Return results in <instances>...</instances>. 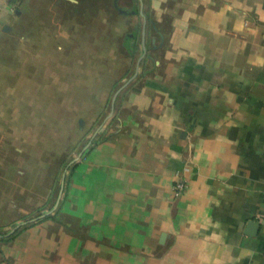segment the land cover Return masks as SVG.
Wrapping results in <instances>:
<instances>
[{
    "label": "crops",
    "instance_id": "0c3cea01",
    "mask_svg": "<svg viewBox=\"0 0 264 264\" xmlns=\"http://www.w3.org/2000/svg\"><path fill=\"white\" fill-rule=\"evenodd\" d=\"M146 1L137 73L83 83L101 101L56 216L0 264H264V0Z\"/></svg>",
    "mask_w": 264,
    "mask_h": 264
},
{
    "label": "rangeland",
    "instance_id": "374dc122",
    "mask_svg": "<svg viewBox=\"0 0 264 264\" xmlns=\"http://www.w3.org/2000/svg\"><path fill=\"white\" fill-rule=\"evenodd\" d=\"M120 5L144 14L120 12L113 0H9L2 9L0 232L60 205L65 167L86 144L78 140L96 114L87 106L101 101L83 83L108 87L137 70L142 50L130 52L126 35L137 32L141 42L148 4Z\"/></svg>",
    "mask_w": 264,
    "mask_h": 264
},
{
    "label": "trees",
    "instance_id": "16d2710c",
    "mask_svg": "<svg viewBox=\"0 0 264 264\" xmlns=\"http://www.w3.org/2000/svg\"><path fill=\"white\" fill-rule=\"evenodd\" d=\"M116 2L118 3V5H120L119 4V0H113V5H114V7L116 8V9H118L117 8V5H116ZM121 6V5H120ZM124 8H126V7H124ZM137 12L136 13H139V14H144V13H141L140 11H139V9H135ZM121 12V11H120ZM146 17V16H145ZM146 20H147V22H148V18L146 17ZM137 38H138V34H137V32H133V34H131V33H128L127 35H126V43H125V45H126V47L129 49V51L130 52H134L136 49V46H135V43H136V40H137ZM142 52H143V50H142ZM103 139H105V137H102V135L101 136H94L91 140H90V142L91 143H97V142H100L101 140H103ZM70 163V162H69ZM75 165V163H71L70 165L67 163V165H66V167H65V169L67 168L68 170H70L73 166ZM66 176H67V173L65 172V183H64V185H66ZM58 208H56V206L54 205V206H52L50 209H48L47 211H42V212H40L37 216H34V217H38V219L37 220H31L30 219V221L29 222H26L25 224H23L22 226H20L16 231H14L13 233H11V234H7V232L8 231H5V232H0V239H2V240H7V239H11L15 234H16V232L17 231H19L21 228H24V227H27V226H29V225H32V224H34V223H36V222H38V221H41V220H43V219H46V218H50V217H55L56 216V210H57ZM45 213V214H44ZM33 217V218H34Z\"/></svg>",
    "mask_w": 264,
    "mask_h": 264
},
{
    "label": "water",
    "instance_id": "95a60500",
    "mask_svg": "<svg viewBox=\"0 0 264 264\" xmlns=\"http://www.w3.org/2000/svg\"><path fill=\"white\" fill-rule=\"evenodd\" d=\"M116 5H117V8L119 9V11H121V12H123V13H136L137 11L136 10H132V11H129V10H126V9H124L123 7H121L120 5H118V3L116 2ZM141 13H143V11L141 10ZM145 21H146V17H145ZM7 26H5V28H6ZM133 34V33H132ZM142 45H143V47H144V53L146 52V28L144 27V29H143V35H142ZM144 53L142 54V56L144 55ZM142 56L140 57V59L142 58ZM138 65H139V63H138ZM135 73H137V72H135ZM125 84H127V81L124 83V85ZM118 92H119V90L118 91H116L115 92V94H114V96H113V99H112V103L114 104L115 103V100H116V97H117V95H118ZM112 113H113V110L109 113V116H111L112 115ZM81 122H82V119H81ZM91 143V142H90ZM64 183H65V173H64V175H63V177H62V188H61V194H60V196L62 195V192H63V190H64ZM60 198L61 197H59L58 198V201H57V205H58V203H59V201H60ZM45 214V213H44ZM38 219V217H34V218H32L31 220H37ZM27 221L25 220V221H15V222H13L12 224H11V228L8 230V232H7V234H11V233H13L14 231H16L20 226H22L23 224H25ZM258 223H259V221H254V220H252V222L250 223V225H254V226H256V225H258ZM1 235V234H0Z\"/></svg>",
    "mask_w": 264,
    "mask_h": 264
},
{
    "label": "built area",
    "instance_id": "2783aa9c",
    "mask_svg": "<svg viewBox=\"0 0 264 264\" xmlns=\"http://www.w3.org/2000/svg\"><path fill=\"white\" fill-rule=\"evenodd\" d=\"M186 185L184 178L178 179L174 185L175 194L179 195L185 189Z\"/></svg>",
    "mask_w": 264,
    "mask_h": 264
},
{
    "label": "flooded vegetation",
    "instance_id": "af4514ba",
    "mask_svg": "<svg viewBox=\"0 0 264 264\" xmlns=\"http://www.w3.org/2000/svg\"><path fill=\"white\" fill-rule=\"evenodd\" d=\"M119 4H120V0H119ZM121 7H122V6H121ZM124 7H125V6H124ZM124 7H123V8H124ZM132 7H133V6H132ZM124 9L127 10V7L124 8ZM128 10H129V11H132V10H135V9L130 8V9H128ZM141 10H142V8L139 9L140 12H141ZM144 18H145V16H144ZM144 23H145V22H144ZM144 23H143V25H142V26H143V29H144V27H145V25H146V24L144 25ZM131 34H132V33H131ZM142 35H143V30H142V33H141V39H142ZM141 56H142V54L140 55V57H141ZM140 57H139V59H140ZM140 60H141V59H140Z\"/></svg>",
    "mask_w": 264,
    "mask_h": 264
}]
</instances>
